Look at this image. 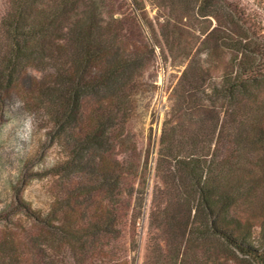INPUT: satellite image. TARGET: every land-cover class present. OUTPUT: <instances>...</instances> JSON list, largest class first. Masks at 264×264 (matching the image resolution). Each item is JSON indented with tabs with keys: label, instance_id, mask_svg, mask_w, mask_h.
<instances>
[{
	"label": "trees",
	"instance_id": "trees-1",
	"mask_svg": "<svg viewBox=\"0 0 264 264\" xmlns=\"http://www.w3.org/2000/svg\"><path fill=\"white\" fill-rule=\"evenodd\" d=\"M176 1L181 15L217 24L171 95L143 264H264V224L255 239L233 216L245 187L242 163L264 169V0ZM3 2L0 119L21 72L40 67L52 79L41 90L49 135L74 131L72 154L59 166L78 182L67 204L55 201L40 214V264H139L149 165L131 122L141 49L154 52L158 35L134 43L144 28L126 0ZM178 16L160 22L166 44Z\"/></svg>",
	"mask_w": 264,
	"mask_h": 264
},
{
	"label": "rangeland",
	"instance_id": "rangeland-1",
	"mask_svg": "<svg viewBox=\"0 0 264 264\" xmlns=\"http://www.w3.org/2000/svg\"><path fill=\"white\" fill-rule=\"evenodd\" d=\"M238 1L244 5L248 2L235 0ZM126 3L127 7L138 8L144 28L142 34L134 31V43L141 47L147 37L155 35L161 42L153 46L154 52L150 46L141 49L144 62L137 82V109L131 122L138 147L149 165L144 218L138 228L139 264H143L152 196L158 185L153 170L156 149L163 122L172 108L171 95L206 33L217 23L212 17L181 15L182 5L177 1L126 0ZM4 10V2L0 0V16ZM170 13L179 16L169 28L166 44L159 25ZM39 68L28 67L21 72L0 119V264H40V214L47 215L55 201L67 204L78 182L75 173L59 166L72 154L74 131L68 130L54 139L49 135L53 123L47 111L48 99L41 90L52 79ZM26 122H30V127ZM261 157L264 159V153ZM242 167L246 169L238 176L245 187L233 216L240 228L250 231L257 239L264 224V169H257L249 162H243ZM90 178L85 176L84 182ZM91 204L89 200L83 206L90 208ZM206 248L214 250L213 245ZM192 254L199 259L200 249Z\"/></svg>",
	"mask_w": 264,
	"mask_h": 264
},
{
	"label": "clouds",
	"instance_id": "clouds-1",
	"mask_svg": "<svg viewBox=\"0 0 264 264\" xmlns=\"http://www.w3.org/2000/svg\"><path fill=\"white\" fill-rule=\"evenodd\" d=\"M16 105H12L11 107H15ZM26 126L30 127V122H26Z\"/></svg>",
	"mask_w": 264,
	"mask_h": 264
}]
</instances>
